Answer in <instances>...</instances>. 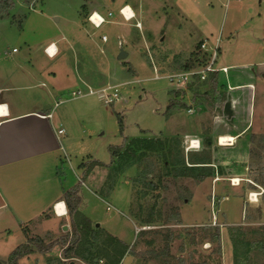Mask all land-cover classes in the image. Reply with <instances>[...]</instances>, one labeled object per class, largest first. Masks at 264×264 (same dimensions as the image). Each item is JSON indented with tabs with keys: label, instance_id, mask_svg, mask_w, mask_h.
I'll use <instances>...</instances> for the list:
<instances>
[{
	"label": "rangeland",
	"instance_id": "rangeland-1",
	"mask_svg": "<svg viewBox=\"0 0 264 264\" xmlns=\"http://www.w3.org/2000/svg\"><path fill=\"white\" fill-rule=\"evenodd\" d=\"M10 1L14 7L0 18V77H10L2 84H27L21 76L39 70L42 45L59 42L65 65L54 59L42 68H56L62 82L56 103L68 100L55 113L65 117L66 124L60 122L69 132V152L64 142L69 159L62 156L61 176L74 186L78 174L90 223H108V233L99 228L94 235L100 240L90 239L95 250L105 247L112 264H264L258 244L264 229V0ZM123 8L134 14L132 20L120 16ZM93 13L108 22L100 30L88 22ZM99 31L105 33V43ZM216 41L217 64L228 69L227 75H218L223 88L215 96L207 84L172 91L165 76L182 72L200 43L210 48ZM12 49L17 53L3 59ZM121 52L127 55L122 60ZM109 87H117L118 94L111 104L105 103L112 94ZM89 90L96 94L72 98L73 92ZM204 93L213 101L217 95L218 102L211 107ZM173 99L177 105L169 110ZM53 103L50 100L51 108ZM226 103L231 104L232 117L223 112ZM229 134L241 136L232 147L218 146L219 137ZM192 140L200 148L190 150ZM118 146V159L111 164L108 148ZM211 159L213 168H188ZM93 161L106 166L92 169ZM82 163H89V169H80ZM91 169V175L84 174ZM231 179H239V186L231 187ZM119 183L130 185L125 204L123 186L114 197L107 195ZM19 188L21 200L38 195ZM250 193L261 195L251 202ZM214 219L220 226H211ZM72 225L71 220L66 236L43 242H69ZM200 227L217 229L219 243L203 239ZM0 228L12 233L0 241V261L5 262L21 244V236L15 224ZM149 230L154 234L138 238L139 232ZM165 247L169 255L158 258ZM217 247L220 257L213 252Z\"/></svg>",
	"mask_w": 264,
	"mask_h": 264
},
{
	"label": "crops",
	"instance_id": "crops-1",
	"mask_svg": "<svg viewBox=\"0 0 264 264\" xmlns=\"http://www.w3.org/2000/svg\"><path fill=\"white\" fill-rule=\"evenodd\" d=\"M55 42L57 41L52 40L42 45L43 56L39 59V70L31 69L27 74H22L21 78L24 77L27 84L4 85L2 82L9 80L10 77L7 73L0 77V110H2L0 111V225L15 224L16 231L21 236L20 245L26 243V237L28 240L47 237L49 239L53 237L56 240L61 236H66L72 219L63 201V195L69 190V187H74L78 183L81 184V187L78 186L79 189L84 187L78 174L74 173L78 181L74 186L72 184L69 186V180L63 177L65 166L62 156L65 160L69 159V154L64 148V142H66L69 152V132L67 134V129L62 124H66L65 117L59 118L55 116V113L60 108L59 105L68 100L56 103V97L63 92L62 82L60 81L59 84L56 68L48 66L42 68V63L49 65L54 59H56V64L65 65L66 59L65 56L60 55L59 42L57 44ZM48 46L51 47L49 49L50 56L56 52L54 57L47 56L45 53ZM20 67L21 65L16 68ZM20 70L22 72V69ZM67 75L69 76L65 73V77ZM61 79L63 80V77ZM230 91L234 92V89ZM50 100L54 102L52 108ZM59 129H64L65 134L58 136ZM243 134H246V130L243 131ZM229 136L236 141V137L239 135L229 134ZM92 158L93 156L90 155V159ZM213 162L215 161L211 159L209 168L214 167ZM62 174L63 176H61ZM219 182L217 179L215 184ZM127 184L119 183L107 195L114 197V191L121 185L123 186L119 187L122 194L121 203L125 204V199L128 196L127 187L130 186ZM19 187H23L26 192L37 191L38 195L35 200L27 198L21 200ZM83 195L79 190L78 211L91 221L85 211L87 207L83 202L87 194L84 197ZM92 195L97 198L96 194ZM56 205L58 206L55 208ZM91 223L93 224L92 221ZM92 224L93 233L89 234V239L95 238L96 241L99 239L94 235L99 228L103 233H108V223L95 224V227ZM11 234L7 229L0 228V241L3 242V237ZM58 245L47 254H39L35 251L34 254L19 260L18 264H41L36 259V255L43 259L44 264L54 260H59L62 264H85L73 258L63 260V251L66 246ZM2 246L3 243L0 247ZM100 248L102 246L98 249Z\"/></svg>",
	"mask_w": 264,
	"mask_h": 264
},
{
	"label": "trees",
	"instance_id": "trees-1",
	"mask_svg": "<svg viewBox=\"0 0 264 264\" xmlns=\"http://www.w3.org/2000/svg\"><path fill=\"white\" fill-rule=\"evenodd\" d=\"M32 1H34V0H23V2L25 4H29ZM12 7H14V4L10 0H0V18H1V20H4L6 18V16L9 15V10L12 9ZM200 45H201V43H200ZM200 45L197 48L198 49L197 55L192 56V58L190 60H188L186 65H184L182 71L191 70V69L195 68L200 63L199 58L202 54L200 52ZM202 57H203L202 59H204V56H202ZM218 80H219V76L217 74H212L209 76L206 83L202 84V85L207 84L209 86L211 96L212 95L215 96V94H217L223 88L222 85H219ZM197 92L195 93L194 97L196 95H198ZM182 94H184V93H182ZM178 96H179V94L176 93V95L174 96L175 99ZM203 97L209 101V104L211 107H213L214 103L218 102V99H219V97L216 95V98H218V99L213 101V99L211 97L209 98L208 93H206V94L204 93ZM175 99H173L172 101H169V105H168L169 110L173 109L177 105ZM119 128H120V135L122 137H124L123 136V134H124L123 124L120 123ZM123 142H126V139H124ZM120 150H121V146L108 148V151L110 152L109 154L111 155V159H112L111 164H113V162L116 159H118V153ZM198 161L199 160L192 163V165L194 167H188V168H191V169L207 168V166L209 165V163H206V162L202 163L201 161H199V162ZM88 164L89 163H85V164L82 163L79 166V168L81 169V167L85 166V168H84V170H85L86 168H88ZM92 164H94L92 169H95V167L105 168V166H106V165L104 166V164L96 162V161H93ZM92 169L90 171H85L84 174L87 173V176H88L90 174V172L92 171ZM186 173H189V171H187ZM200 181L202 182V181H204V179L200 178L199 182ZM79 188L80 187H78L76 185V186H74V188H71L70 190H68L63 195V201L65 202L67 209H68V212H69V216L71 217V219L73 221L72 238L70 239L69 242H66V240H64L61 243L62 245L66 246V249L63 251V260H69V259L73 258V259H78L85 264H96L95 260H97L98 263L103 260V261H106L107 264H112V262H110L108 260L109 251L106 254L103 253L105 247H102L100 249L97 248V250H95V248H96L95 245L92 244L90 239H89V234L91 232L93 233V231L91 229L90 221L87 218H85L78 211L79 204H80V199L78 196L79 190H80ZM145 225L148 226V222H145ZM198 231H200L202 233L203 239L210 238L211 241L214 242L215 244L219 243V232L217 229L215 230V229H207V228L200 227ZM153 234H154V231H152V230L141 231L138 234V238L145 240V238L147 236L153 235ZM261 235H262V238L259 240L258 244H261L260 249L264 252V229L262 230ZM93 240L96 241L95 238ZM56 245H58V243L45 244L43 242V240L39 239V238L38 239H30V240H28V242L26 244L20 245L16 249H14L9 254L7 261H5V262L0 261V264H18L19 260H21L24 257H27V256L34 254L35 251H37L39 254H47ZM168 250L169 249L167 247H165V249L163 250V252L160 253L161 255H159L158 258H163V256L169 255ZM213 252H214V254L217 255V257L221 256V252H220L219 247H217L216 250H214ZM108 261H109V263H108ZM48 264H62V263L59 260H55V261L48 262Z\"/></svg>",
	"mask_w": 264,
	"mask_h": 264
},
{
	"label": "built area",
	"instance_id": "built-area-1",
	"mask_svg": "<svg viewBox=\"0 0 264 264\" xmlns=\"http://www.w3.org/2000/svg\"><path fill=\"white\" fill-rule=\"evenodd\" d=\"M124 10L120 9L119 14L120 16L125 20V21H130L134 18V14L131 12V14L129 16L124 14ZM98 18L96 19V21H93V15H91L88 18V22L94 26V28H96L97 30H100L106 23H108L105 19L104 16L98 15ZM112 15H108L106 18H111ZM99 35L101 38V42L105 43L106 42V36L105 33L103 31H99ZM216 44L213 45V47L210 46V48L208 47L206 42H203L200 45V52L202 53L199 61L200 63L193 69L191 70H187V71H182L179 73H173V74H168L165 76V80L168 81V84L172 87V91H176V92H186V90H188V87H194L196 85H202L204 83H206V81L208 80L209 76L212 74H224L227 75L228 73V69L226 67H219L217 64V60H218V51H219V47ZM51 47L48 46L45 49V53L50 56L49 54V49ZM207 52H211L210 55H208ZM17 53L16 49H12L11 52H6L3 54V58L4 59H8L10 57H12L13 54ZM56 54V53H55ZM204 56V59H202ZM53 57V56H52ZM158 80V77H156ZM117 87H109L108 91L112 92V94H110L106 100L105 103L107 104H111L114 100H116L118 98V94L116 91H114ZM104 92V91H103ZM88 94H82L81 92H73L72 93V98L73 99H77V98H84V97H89V96H94L96 93L92 92V91H88ZM108 101V102H107ZM189 113L192 112V110L188 111ZM57 135L58 136H62L64 135V130L63 129H59L57 131ZM234 139V138H233ZM193 141H190L189 143V149L192 146ZM196 143L198 144V148H200V143L198 141H196ZM218 146H220V142L218 141ZM222 147V146H221ZM191 150H195V149H191ZM230 186H236L233 185V179L230 180ZM239 186V182L238 185ZM260 193H250L248 195V200H250L251 202L256 200V198L258 196H260ZM58 205L55 206V208ZM212 227H217L220 225L216 224V220L214 219L213 222L211 223Z\"/></svg>",
	"mask_w": 264,
	"mask_h": 264
},
{
	"label": "bare ground",
	"instance_id": "bare-ground-1",
	"mask_svg": "<svg viewBox=\"0 0 264 264\" xmlns=\"http://www.w3.org/2000/svg\"><path fill=\"white\" fill-rule=\"evenodd\" d=\"M124 14L129 16L131 14V12H130V10L128 8H125ZM92 15H93V21H96V19L98 18L97 14L93 13ZM54 54H51L50 57H52V56L54 57ZM192 141H193V143H192V146H191L190 150L191 149H198V144L196 143V141H194V140H192ZM218 141L220 142V146H222V147H232V146H234V139L231 136H228V135L220 136ZM239 181H240L239 179H233V185L237 186Z\"/></svg>",
	"mask_w": 264,
	"mask_h": 264
},
{
	"label": "water",
	"instance_id": "water-1",
	"mask_svg": "<svg viewBox=\"0 0 264 264\" xmlns=\"http://www.w3.org/2000/svg\"><path fill=\"white\" fill-rule=\"evenodd\" d=\"M127 55L123 52L120 53V56H119V59L122 60L126 57ZM223 112L225 115H227V117H232L233 116V113H232V110H231V104L230 103H226L224 105V108H223Z\"/></svg>",
	"mask_w": 264,
	"mask_h": 264
},
{
	"label": "snow or ice",
	"instance_id": "snow-or-ice-1",
	"mask_svg": "<svg viewBox=\"0 0 264 264\" xmlns=\"http://www.w3.org/2000/svg\"><path fill=\"white\" fill-rule=\"evenodd\" d=\"M0 111H2V110H0Z\"/></svg>",
	"mask_w": 264,
	"mask_h": 264
}]
</instances>
